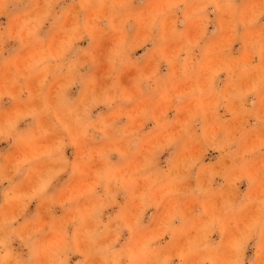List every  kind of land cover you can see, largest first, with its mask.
<instances>
[{"label":"clouds","instance_id":"9594fccd","mask_svg":"<svg viewBox=\"0 0 264 264\" xmlns=\"http://www.w3.org/2000/svg\"><path fill=\"white\" fill-rule=\"evenodd\" d=\"M0 264H264V0H0Z\"/></svg>","mask_w":264,"mask_h":264}]
</instances>
